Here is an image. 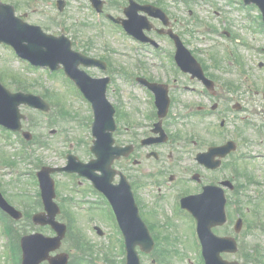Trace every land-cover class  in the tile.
<instances>
[{
  "label": "rangeland",
  "instance_id": "rangeland-1",
  "mask_svg": "<svg viewBox=\"0 0 264 264\" xmlns=\"http://www.w3.org/2000/svg\"><path fill=\"white\" fill-rule=\"evenodd\" d=\"M3 1L15 5L19 15L35 8L46 9L54 16L59 12L57 0ZM115 1L109 3L105 0V9L115 11L116 14L123 13V8L117 4L127 0ZM165 1L172 7L173 12L174 4L170 2L171 0ZM66 9L74 20L90 24L88 29L76 28L74 33L89 35L92 41L86 49H90L91 53L98 56L105 52L113 68L125 69L126 73L131 75L138 71L137 65L140 61L148 62L150 65L153 63L152 60H147L142 52H137L134 42L119 34L108 21H103L102 25L97 23L103 34L99 33L98 26L95 25L97 20L89 9V0H67ZM253 17H259L258 9L243 7L242 0H176V30L184 43L204 62L208 75L216 84H227L234 88L228 93L229 102L225 110L229 113L224 129L220 128L216 117L213 116L211 121L204 120L205 118H200L195 112L191 117H187V120L182 118L184 123L176 126H179L180 132H184L185 136V133L193 130L204 131L201 126L211 124L210 141L220 143L224 136H228L238 142L241 152L244 151V154L250 156L245 159H239L236 153L228 156L227 172L229 176L233 174L236 176V171L242 172V175H237L239 179L236 178L242 183V189H239L242 195L239 199L235 198L236 195L233 196L238 199L242 216L245 222L247 221L239 237L242 245L239 258L242 259L244 256L247 260L250 257H257V261L263 262L264 30L258 29L256 23L252 22ZM54 28L58 29L56 24ZM228 32L231 33L230 36H227ZM79 48L83 50V46ZM149 57L151 58V55ZM94 72L98 74L97 70ZM0 78L10 89L23 87L31 90L30 92L45 97L47 95L53 99L54 113L50 114L22 106V112L30 118L25 122V128L34 134L35 143L27 141L21 133H14L0 126V191L17 209L33 214L42 210L37 178V172L42 166L66 165V156L70 152L83 161H88L93 156L89 148V144L93 143V137L88 126L92 113L89 105L75 95L71 86L67 84L69 81L63 80L60 72L52 73L47 68L28 66L26 61L19 59L14 50L5 44H0ZM176 79H178L176 85H186L184 87L189 85L187 92L184 88H176L177 113L180 108L185 110L182 106L186 103L198 102L199 96L194 88L195 86L199 88L200 83H193L185 76H176ZM109 97L114 103L116 100L113 98H119L121 102L118 109L122 114L117 118L119 128L115 132L117 142L124 145L130 140L138 141V136L136 139L128 137L126 127L136 126L138 123L144 126L150 122L151 119L147 116L148 106L145 103L146 95L138 86L134 87L132 82L119 75L114 77ZM235 98L241 101L246 111L236 112L232 109L231 104L235 102ZM184 114L186 115V112ZM201 119L203 121L199 124ZM137 133L140 134V131ZM179 146H182L181 143ZM155 161L152 159L150 165ZM113 165L122 170L128 167L125 158L115 161ZM237 167L238 170H234ZM193 170L190 169V173ZM172 171L173 169L169 173ZM53 178L56 181L58 203L64 210L59 218L63 221L68 219L71 226L62 250L72 253L73 264H125L126 252L123 249L121 235L115 223L109 219V214L102 209L104 205L96 206L84 201L86 196L82 195V191L87 190L84 187L89 185V181L83 177L78 178L77 174L65 172H54ZM87 196L96 197L92 194ZM146 198L151 201L153 195L149 192ZM172 200L170 196L162 203L157 202L154 205V210L158 209V214L150 217L159 221V225H156L158 230L156 237L161 248L152 254L140 251L142 264H153V260L158 261V264H203L200 253L194 247L195 232L189 221L191 219L189 216L187 219L173 213ZM87 201L95 202L94 199ZM230 210L231 218L234 219L238 211H235L233 205L230 206ZM11 221L15 227L13 238L16 243L23 234L33 231L54 234L50 227H36L27 220L15 221L11 218ZM95 224L104 230L103 235L97 233ZM227 231L231 234L232 228ZM10 241L12 239L5 232L0 217V264L18 262L17 249H8ZM77 241H84L87 251L77 248ZM253 245L258 248L251 249Z\"/></svg>",
  "mask_w": 264,
  "mask_h": 264
},
{
  "label": "water",
  "instance_id": "water-1",
  "mask_svg": "<svg viewBox=\"0 0 264 264\" xmlns=\"http://www.w3.org/2000/svg\"><path fill=\"white\" fill-rule=\"evenodd\" d=\"M93 1L95 2L96 0ZM252 1L258 3L264 13V0ZM132 8L137 11L138 6H132ZM149 8L151 9V7ZM176 39L179 45L177 60L181 67L203 78L204 74L200 65L182 45L178 36H176ZM1 41L13 45L22 57L29 59L36 65L50 66L56 69L60 63H63L68 74L80 84L86 82L83 76L87 78L88 76L84 72L78 71V65L80 63L90 64L88 61L101 63L98 60L86 58L80 54H73L70 44L62 37L56 38L47 35L41 31L40 27L21 21L15 16L13 6L6 4L0 5ZM104 81L103 85H93L87 81L89 87H86L85 90L86 95L94 102L96 111V121L94 122L93 130L97 140L92 150L97 158L89 163H82L74 155H69V164L66 167L59 169L44 167L38 173L47 213L36 214L34 221L40 225L50 224L58 232V235L56 237H46L41 233H36L24 236L22 239V264H40L44 260H49L51 264H68V254L61 253L56 256L50 254L61 247L62 239L67 230L64 223L56 220L60 209L54 202L56 194L54 181L50 175L51 172L56 170L77 171L82 175H86L110 197L126 237L128 249L126 264H141L139 255L135 250L137 244H141L146 251H150L153 248V240L138 214L126 177H122L120 185L116 187H111L112 185H110L115 173V170L111 167L114 159L127 153L125 147L113 146L112 131L116 127L113 118L115 110L106 101V80ZM21 104H28L44 110L49 107V104L40 96L23 92L12 93L0 82V123L14 130H20L22 127L21 119L23 118L19 108ZM233 147V143H230L228 146L213 149V155L217 153L226 155ZM219 150L224 152L219 153ZM208 165H211V163H208ZM96 170L102 171V174L97 175L95 173ZM122 187L127 191L128 195L123 194L119 190ZM208 197L212 198V201ZM0 205L14 217L18 219L22 217V213L11 206L4 199L1 192ZM183 206L189 209L199 221V233L206 248L204 253L207 264H237L236 262L228 263L220 257V253L223 250H237L234 240L217 237L211 230L213 226L223 224L226 220L224 211L225 198L222 192L214 189V187L207 188V191L201 195L184 198ZM240 224L241 220L238 222V229Z\"/></svg>",
  "mask_w": 264,
  "mask_h": 264
},
{
  "label": "flooded vegetation",
  "instance_id": "flooded-vegetation-1",
  "mask_svg": "<svg viewBox=\"0 0 264 264\" xmlns=\"http://www.w3.org/2000/svg\"><path fill=\"white\" fill-rule=\"evenodd\" d=\"M136 1L143 5L149 3L158 5L167 12L170 18L169 22V19L166 17L163 19L153 18L149 17L148 13L140 11L142 16H147L143 20L142 31L140 32V35H144L145 39L138 41L136 37L126 33L130 39L140 45L136 48L137 51L142 52L146 59L153 61L151 65L148 62H143L141 64V71L136 75V78H141L143 82L146 80L150 83L162 84L168 93L170 112L162 120V127L159 126V130L161 131L158 132L155 131V124L159 120L157 111L152 113L153 121L151 124L136 128V130L140 131V134L135 131V127L127 126L126 132L128 137L136 139L138 136V141L130 140L127 142V144L132 145V148L130 156L125 159L129 163V166H131V168L126 169V173L132 183L141 214L146 220H153L150 216L158 214V209L154 210V205L157 202L162 203L167 197L172 196V207L175 209V212L178 209L182 214H185L187 217L189 216L194 221V217L188 211L182 208L180 210L182 197L202 192L205 185H220L224 187L227 194L229 193L225 183L230 178L227 172L228 156L220 158V166L215 169L200 162L201 154L207 153L213 146L227 143L229 138L228 136H224L220 143L210 141L212 133L211 124L201 126L205 129L204 131L199 129L193 130L185 134V136H183L184 132H180V128L176 127V41L171 37L172 32L176 34V0H173L175 2L173 12H171L172 7L165 0ZM112 2L116 1L112 0ZM117 5L120 8L122 7L121 4ZM112 13L114 16H124L122 12L116 14L115 11H112ZM108 14H104V17L107 19L110 18ZM22 17L30 23L43 26L47 32L55 35H59V33L54 31V25H57L58 22L63 23L65 27L62 34L70 37L76 47L83 46V51L85 49L90 55L97 56L91 53L90 49H86L92 41L91 37L89 35L74 33L76 28L82 30L88 29L90 24L85 21L74 20L66 7L63 11H59L57 16H54L46 9L35 8L30 12L22 14ZM165 21L169 22L168 26L165 25ZM119 27L121 28V26ZM101 55L105 56V52ZM149 55H151V58ZM106 57L109 58L108 56ZM92 75L97 76L95 73H92ZM194 81L198 84L200 83L199 88L195 87L197 88L195 91L198 93L199 100L198 102L191 103L192 106H196V115L210 121L214 116L221 125L220 128L224 129L223 122L227 117H224L223 114L228 113L225 110L226 104L229 102L228 93L230 89L234 88L227 84L205 86L200 80L196 79ZM141 87L142 92L144 90V93L147 95V102L155 107L156 95L151 90L150 85L145 82V85H141ZM166 98V96H163V99ZM238 101L240 102V100ZM190 116H192V113H190ZM180 117L178 116V118ZM186 117L189 116H184L183 118ZM202 121L201 119L199 124ZM158 139H166V142H159L157 141ZM148 140L155 143L148 144ZM179 143H181V147ZM208 157L212 163L219 160L218 157L214 158L211 153H208ZM152 159L156 161L153 165H150ZM192 168L194 170L190 173L189 170H192ZM171 169L173 171L169 173ZM114 183H117V180H114ZM89 188H92V186ZM149 192L153 195V199H150L151 201H148L146 198ZM177 194L179 196H176ZM232 227L233 224L229 225L228 223L216 227L214 231L220 236H227L230 234L227 229ZM257 248V246H253L251 249ZM229 256L228 254L225 255V257ZM241 262L242 264H264V261L260 262L256 260L243 259Z\"/></svg>",
  "mask_w": 264,
  "mask_h": 264
}]
</instances>
